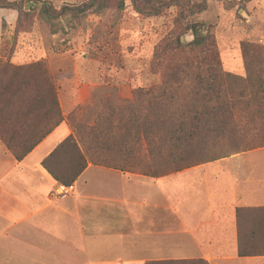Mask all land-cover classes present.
I'll return each mask as SVG.
<instances>
[{
	"label": "crops",
	"instance_id": "1",
	"mask_svg": "<svg viewBox=\"0 0 264 264\" xmlns=\"http://www.w3.org/2000/svg\"><path fill=\"white\" fill-rule=\"evenodd\" d=\"M51 37L54 44L57 34ZM71 40L68 50L49 53L42 35L35 41L64 119L20 160L0 140V264H264V254H238L237 225L238 209L264 207V144L156 178L89 163L70 186L53 179L42 160L72 133L67 116L88 104L101 80L98 68L93 76L95 60L81 51L88 45ZM26 44H18L12 64H22L23 51L33 49ZM120 95L130 99V87ZM48 125L34 121L30 128Z\"/></svg>",
	"mask_w": 264,
	"mask_h": 264
},
{
	"label": "trees",
	"instance_id": "2",
	"mask_svg": "<svg viewBox=\"0 0 264 264\" xmlns=\"http://www.w3.org/2000/svg\"><path fill=\"white\" fill-rule=\"evenodd\" d=\"M110 1L82 0L63 3L60 7L50 0H25V3L40 4L41 14L47 20H55L66 16L78 19L87 12L101 13ZM125 1L144 18L162 16L167 9L177 8L173 21L181 25L183 31L163 38L154 51V65L165 64L159 85L134 88L133 98L127 105L101 107L87 122L67 116L72 133L42 160L43 167L60 185H72L89 163L129 172L137 170L149 178L200 164L202 161L185 163L183 160L200 150L199 138L224 139L229 125L232 127L228 128L230 133L240 132L232 126L239 101L246 100V107L256 103L257 111L264 109L263 69L261 63L254 67L249 62L253 57H261L260 47L248 42L240 44L246 70L244 76L223 71L211 25L195 24L190 20L195 13L192 0H115L117 8L122 9ZM219 1L225 9L230 7L227 0ZM23 6L22 0H0V9L18 13L9 55L0 62V140L17 160L64 119L46 61L31 59L20 65L10 62L21 20H26L32 14L29 11L34 10L33 5L29 11L23 10ZM205 9L206 3L202 0L197 12ZM5 27L6 22L0 16V31ZM188 30L193 32L194 39L185 44L180 35ZM35 111L37 116H34ZM34 121L49 125L35 131L30 128ZM24 138L30 142L20 146L19 140ZM263 144L264 139L250 148ZM105 154H112V159H107ZM227 155L229 152L211 159ZM126 165L131 170L125 169ZM237 215L238 254H264V207L241 208ZM247 215L253 220L250 226L245 221ZM145 264L209 263L204 259H182L151 260Z\"/></svg>",
	"mask_w": 264,
	"mask_h": 264
},
{
	"label": "rangeland",
	"instance_id": "3",
	"mask_svg": "<svg viewBox=\"0 0 264 264\" xmlns=\"http://www.w3.org/2000/svg\"><path fill=\"white\" fill-rule=\"evenodd\" d=\"M192 1L195 3V13L190 20L195 24L211 25L221 69L244 76L246 70L240 44L248 42L262 50L259 53L260 58L253 57L249 62L254 67L261 63L264 79L263 0H227L230 5L228 9H225L219 0H205L206 9L201 12L197 11L202 0ZM22 3L25 11H29L32 5L34 8L32 12L29 11L32 14L26 20L22 18L19 33L15 37L14 53L19 52L20 42H25L33 48L31 51H23L25 58L22 64L31 59H43L44 52L36 54L41 47H37L35 43L37 39L39 42L41 35L48 53L63 52L73 47L74 42L71 43V38H75L76 45L83 41L88 45L81 51L95 60L92 62L93 76L96 79L95 70L98 68L101 80L93 89V97L88 104L79 106L70 114L77 120L82 119V122L94 118V112L101 107L120 108L127 105L128 101L132 100V90L136 87L159 85L165 64L161 63L157 67L154 65V51L163 38L183 31L181 25L173 21L177 15V8L167 9L162 16L144 18L132 9L128 1L124 2L122 9H118L115 0H111L107 9L101 13L87 12L78 19L66 16L47 20L40 12V4L29 5L25 0H22ZM51 3L56 7L62 5ZM186 12L187 10H184L183 14ZM12 13L16 16L14 22L8 17V14ZM0 16L7 19V22L10 21L8 27H11L8 29L6 24L0 31V62H3L13 44L14 35L12 36L11 32L15 28L18 13L12 9H0ZM53 33L57 34L58 38L54 44L51 37ZM193 39L194 34L191 30L180 35V40L185 44ZM127 87L131 89V98L123 99L120 94ZM245 101H239L232 117V126L240 131L237 135L228 131V128H232L229 125L227 128L224 127L226 128L224 139L199 138L202 142L200 150L193 154V157L186 156L183 162H204L218 154L226 152L230 154L232 151L259 145L264 139V109L257 111L256 103L246 107ZM105 157L112 159L113 155L105 154ZM125 169L131 170L127 165ZM133 172L138 173L137 170Z\"/></svg>",
	"mask_w": 264,
	"mask_h": 264
}]
</instances>
